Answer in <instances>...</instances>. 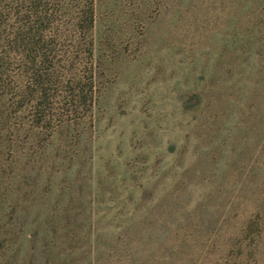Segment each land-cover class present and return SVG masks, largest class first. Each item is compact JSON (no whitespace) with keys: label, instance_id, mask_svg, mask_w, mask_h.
I'll use <instances>...</instances> for the list:
<instances>
[{"label":"rangeland","instance_id":"374dc122","mask_svg":"<svg viewBox=\"0 0 264 264\" xmlns=\"http://www.w3.org/2000/svg\"><path fill=\"white\" fill-rule=\"evenodd\" d=\"M263 11L0 0V264H264L261 182L206 195L222 152L261 150L259 104L226 84L256 73Z\"/></svg>","mask_w":264,"mask_h":264},{"label":"trees","instance_id":"16d2710c","mask_svg":"<svg viewBox=\"0 0 264 264\" xmlns=\"http://www.w3.org/2000/svg\"><path fill=\"white\" fill-rule=\"evenodd\" d=\"M251 33L252 34L250 36V40L252 39V42H255L253 44L250 42V45L255 51V54H257V56H260V58L262 59L259 60L258 64L254 62H247L249 60H244L243 62L241 61L240 67L251 65L254 67L256 73L253 76H250V78H248V74H244L247 79L246 81H240V79L233 81L231 79L229 82H227L228 84L226 85L228 86L229 84H231L232 90H234L235 92L238 91L239 94L242 95L238 98L239 103H241V99H245V102L247 103L249 108L252 107V109H255L257 107V104H259L261 110L260 117L262 121L260 132V138L262 133L260 148L261 150L257 155L249 150L247 151L246 155L243 156V159H240L237 156V153L234 154V156L232 155L233 157L226 156L224 152L219 155L217 163H221L223 164V166L219 167L218 170L213 169L214 171H211L212 180L214 181L215 185H212L208 189L206 194L207 197L211 199L210 202L212 203H214V199L223 194L227 195L228 199L236 197L237 195L250 199V197H253L256 193L255 191H253L255 188L254 182H261L262 188L259 192L264 195V11L256 16V22L253 24ZM245 63L248 65H246ZM210 80L213 82V84H217L216 79L214 80V78H211ZM249 81L250 84H248ZM231 164L237 166V173L242 171L240 173L241 178L238 179L236 177H233V180H230L232 182L230 184L228 183V186H223L217 181H220V179L225 177L224 174L222 175L223 177H221V172L224 170L225 165ZM239 180H241V185L240 187H237L235 181ZM255 197H257V195ZM262 203H264V200H262L261 202L258 201L257 203H255V205H253L255 209L254 215L256 214L257 216H262V213H264L262 212Z\"/></svg>","mask_w":264,"mask_h":264}]
</instances>
